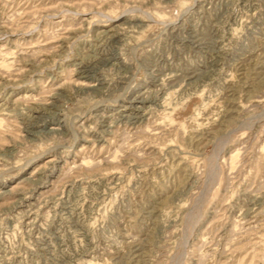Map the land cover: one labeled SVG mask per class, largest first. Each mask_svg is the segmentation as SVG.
Instances as JSON below:
<instances>
[{"label": "rangeland", "instance_id": "374dc122", "mask_svg": "<svg viewBox=\"0 0 264 264\" xmlns=\"http://www.w3.org/2000/svg\"><path fill=\"white\" fill-rule=\"evenodd\" d=\"M0 264H264V0H0Z\"/></svg>", "mask_w": 264, "mask_h": 264}, {"label": "bare ground", "instance_id": "6f19581e", "mask_svg": "<svg viewBox=\"0 0 264 264\" xmlns=\"http://www.w3.org/2000/svg\"><path fill=\"white\" fill-rule=\"evenodd\" d=\"M90 61V60H89ZM87 62V61H86ZM91 62V61H90ZM96 62V61H95ZM98 62V61H97ZM93 63H94V61H93ZM88 65H90V64H88ZM87 65V66H88ZM93 70V69H92ZM81 71V70H80ZM88 71V70H87ZM94 71V70H93ZM92 72V71H91ZM88 73V72H87ZM86 77V76H85ZM143 101V100H142ZM52 105V104H51ZM54 106V105H53ZM166 106V105H165ZM36 110V109H35ZM38 115V114H37ZM36 115V116H37ZM36 116H34V117H36ZM40 116V115H39ZM29 118V117H28ZM42 118V117H41ZM30 120V119H29ZM33 120V119H32ZM38 120H40V119H38ZM30 122V121H29ZM29 122H28V124H29ZM33 122V121H32ZM32 126H33V124H32ZM31 131V130H30Z\"/></svg>", "mask_w": 264, "mask_h": 264}]
</instances>
